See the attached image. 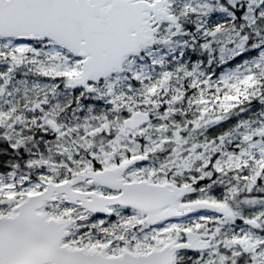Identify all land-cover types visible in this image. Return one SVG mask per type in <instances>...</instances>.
I'll list each match as a JSON object with an SVG mask.
<instances>
[{
	"label": "snow or ice",
	"instance_id": "6c2138e0",
	"mask_svg": "<svg viewBox=\"0 0 264 264\" xmlns=\"http://www.w3.org/2000/svg\"><path fill=\"white\" fill-rule=\"evenodd\" d=\"M0 264H264V0H0Z\"/></svg>",
	"mask_w": 264,
	"mask_h": 264
}]
</instances>
